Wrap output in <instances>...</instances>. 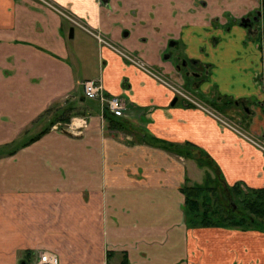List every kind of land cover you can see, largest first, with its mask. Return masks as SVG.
I'll use <instances>...</instances> for the list:
<instances>
[{
    "label": "crops",
    "instance_id": "crops-1",
    "mask_svg": "<svg viewBox=\"0 0 264 264\" xmlns=\"http://www.w3.org/2000/svg\"><path fill=\"white\" fill-rule=\"evenodd\" d=\"M49 1L186 89L199 79L176 65L208 64L189 90L264 134L259 24L240 23L264 0ZM86 79L124 99L126 129L83 95ZM174 98L51 7L0 0V264L41 252L57 264H264L263 228L188 227L183 187L202 182L173 145L199 147L226 184L251 188H264V152ZM77 119L78 132L52 127Z\"/></svg>",
    "mask_w": 264,
    "mask_h": 264
},
{
    "label": "trees",
    "instance_id": "trees-1",
    "mask_svg": "<svg viewBox=\"0 0 264 264\" xmlns=\"http://www.w3.org/2000/svg\"><path fill=\"white\" fill-rule=\"evenodd\" d=\"M104 116L109 120L110 127L117 125L126 129L125 122L109 111ZM175 148L178 154L191 157L199 166L215 172L213 176L207 173L206 180L200 185L187 184L183 187L185 222L188 227L247 230L257 228L258 221L264 223V188H251L241 183L229 186L224 182L216 163L202 149L191 143L173 145Z\"/></svg>",
    "mask_w": 264,
    "mask_h": 264
},
{
    "label": "built area",
    "instance_id": "built-area-1",
    "mask_svg": "<svg viewBox=\"0 0 264 264\" xmlns=\"http://www.w3.org/2000/svg\"><path fill=\"white\" fill-rule=\"evenodd\" d=\"M52 9L56 10L57 12L61 13L65 16L73 25L81 28L86 33L94 37L96 41L108 47L118 55H120L124 60L128 63L134 64L136 67L142 69L143 71L147 72L150 76H152L156 81L159 83L167 86L175 95L183 98L188 103H191L196 108L202 110L207 115L216 119L220 124L225 126L226 128L233 131L242 139L248 141L249 143L253 144L254 146L258 147L264 152V144L254 135H251L244 130H242L239 126L234 124V122L226 121L219 114H217L211 107L199 102L196 98H193L190 94H188L184 88L177 83L171 82L168 78H166L159 70L154 69L153 67L144 64L141 62L137 56L126 49L122 48L121 46L117 45L116 43L112 42L106 35L102 34L99 30H93L92 28L88 27L82 20L75 18L72 15H69L60 9L56 8L50 1L48 0H37ZM83 95L88 99L98 100L101 108H106L112 113L114 116H121L123 111L125 110V101L120 96H108L104 90L102 85L101 79H86L81 82ZM76 124L73 122L67 125L68 128L72 132H78L80 128L84 125L85 121L79 120ZM60 123L54 124L52 127L53 129H59ZM59 126V127H57ZM35 264H57V257L52 255L48 252H42L39 254L38 259Z\"/></svg>",
    "mask_w": 264,
    "mask_h": 264
},
{
    "label": "flooded vegetation",
    "instance_id": "flooded-vegetation-1",
    "mask_svg": "<svg viewBox=\"0 0 264 264\" xmlns=\"http://www.w3.org/2000/svg\"><path fill=\"white\" fill-rule=\"evenodd\" d=\"M263 3V2H262ZM261 10H263L264 11V3H263V6H262V8H261ZM261 10H260V14L259 15H255V12L254 13H252V14H250L249 16H251L254 20L253 21H250V23H248V25L247 26H253V25H256L257 24V22L261 19ZM257 19H259L258 21H255V20H257ZM259 24V27L257 28V30H256V34H257V36H258V44L261 46V50H262V53L264 54V24L263 23H258ZM117 44V43H116ZM117 45H119V44H117ZM120 46V45H119ZM123 48V47H122ZM125 49V48H124ZM128 51V50H127ZM130 52V51H129ZM131 53H133V52H131ZM134 54V53H133ZM136 55V54H135ZM263 60V59H262ZM188 61V60H187ZM189 62V64L188 65H186V66H184V67H181V69L178 71L179 73L181 72V70L182 69H186V71H184V73H185V75H186V77L188 78V79H190V77H194V78H196V79H199L198 81H197V83H196V81L195 82H192V83H190V84H188L189 86V88L188 89H186V88H184V86H182V83H179L183 88H184V90L188 93V94H190L193 98H196L199 102H201V103H203V104H205V105H207V106H209V107H211L217 114H219V115H225L224 113H222L220 110H218L217 109V107H215L216 105L214 104H209L207 101H205V100H203V99H201V98H199V97H197V96H195L189 89H194L195 88V86H199L198 84H199V82L201 81H203L204 80V78H205V76L204 75H201L200 73L201 72H204V70H205V72H207L208 71V64H206V63H202V62H198V61H188ZM189 67H190V69H189ZM262 67H264V63H263V61H262ZM154 68V67H153ZM154 69H156V68H154ZM160 71V70H159ZM166 78H168L167 76H165ZM169 79V78H168ZM258 81H260V83H261V85L263 86L264 85V74L263 73H259V76H258ZM171 82H173L171 79H169ZM175 98L176 99H180V100H182L184 103H188L187 101H185L183 98H180L179 96H177V95H175ZM230 102V101H229ZM232 102H233V104H239V102L240 101H238V100H235V101H231L230 102V104H232ZM235 117L237 118V121H233L234 122V124H236L237 126H239L242 130H244L245 132H247V133H249V134H251V135H254V136H256L263 144H264V134L261 136L260 134H257V133H254V132H251V131H248V130H246L244 127H242V125L240 124V123H242V122H244V114H243V112L241 111V112H236L235 113Z\"/></svg>",
    "mask_w": 264,
    "mask_h": 264
},
{
    "label": "rangeland",
    "instance_id": "rangeland-1",
    "mask_svg": "<svg viewBox=\"0 0 264 264\" xmlns=\"http://www.w3.org/2000/svg\"><path fill=\"white\" fill-rule=\"evenodd\" d=\"M49 1V0H48ZM54 5V4H53ZM56 7V6H55ZM57 8V7H56ZM262 16L264 17V11L262 12ZM260 22V20L257 22V24ZM207 73H208V71L207 72H205V70H204V73L203 74H201V75H207ZM177 84H179V83H177ZM222 107V106H221ZM220 117H222L223 119H225L226 121H230V122H233V121H237V120H235V119H233V118H231V117H229L228 115H220ZM73 122V124H76L77 122H80L79 121V119H77V120H72V121H70L69 123H68V125L69 124H71ZM58 124V123H57ZM56 125V124H55ZM61 125V124H60ZM59 125V126H60ZM59 126H57V127H59ZM62 126V127H61ZM60 127H61V129H63V125H61ZM60 127H59V129H60ZM188 166H189V173H190V176L192 175V178H193V182H204V178L206 177V174L207 173H210L212 176L213 175H215V172L214 171H212L211 169H209V168H205V167H201V166H199V165H197V164H195V163H189L188 164ZM201 183V184H202ZM257 228H263L264 229V223H262L261 221H258V223H257ZM220 228H226V227H220ZM42 253V252H41Z\"/></svg>",
    "mask_w": 264,
    "mask_h": 264
},
{
    "label": "water",
    "instance_id": "water-1",
    "mask_svg": "<svg viewBox=\"0 0 264 264\" xmlns=\"http://www.w3.org/2000/svg\"><path fill=\"white\" fill-rule=\"evenodd\" d=\"M260 14V10H257L256 12H255V15H259ZM254 19L251 17V16H249V15H247L246 17H242V18H240V23H241V25L242 26H244V27H247V25H248V23H250V21H253ZM259 19H257V20H255V21H258ZM72 28L70 29V36H72ZM173 44V43H172ZM189 64V62L186 60V59H184L183 61H181L180 63H178L177 65H176V69L177 70H180L181 69V67H184V66H186V65H188ZM189 69H190V67H189ZM204 72H201L200 74H203ZM176 98H174L173 100H172V102H171V104H174L175 102H176ZM63 130V132H65V133H67V134H70L71 133V131L69 130V129H66V128H63L62 129Z\"/></svg>",
    "mask_w": 264,
    "mask_h": 264
}]
</instances>
